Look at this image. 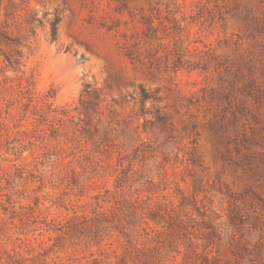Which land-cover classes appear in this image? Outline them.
Returning <instances> with one entry per match:
<instances>
[{"label":"rangeland","instance_id":"374dc122","mask_svg":"<svg viewBox=\"0 0 264 264\" xmlns=\"http://www.w3.org/2000/svg\"><path fill=\"white\" fill-rule=\"evenodd\" d=\"M204 256L264 264V0H0V264Z\"/></svg>","mask_w":264,"mask_h":264},{"label":"trees","instance_id":"16d2710c","mask_svg":"<svg viewBox=\"0 0 264 264\" xmlns=\"http://www.w3.org/2000/svg\"><path fill=\"white\" fill-rule=\"evenodd\" d=\"M54 35H55V28L53 27L52 29V37L54 38ZM102 202L100 203V200H99V197H96V201H95V209L97 208H101L102 207ZM72 212H73V215L74 216H77V209L80 207L76 204L72 205ZM154 217H150V220H154L153 219ZM127 229H125L124 232H122V238L125 239V242H127V244L130 243L131 241V237H132V234L135 232H137L136 230V227L138 225H140L141 227V231L143 232L144 235H149V233H153L154 230L153 228L149 225V223H147L146 221V218H135V217H130L128 220H127ZM110 236V235H109ZM119 236V235H118ZM243 249H246L245 246H243ZM176 253H179V252H176ZM203 264H219V260L218 258L216 257H213V260L208 258L207 256H204L203 257V260H202Z\"/></svg>","mask_w":264,"mask_h":264}]
</instances>
